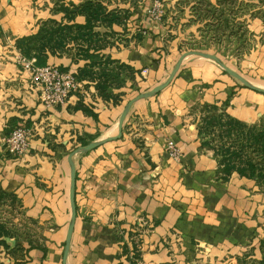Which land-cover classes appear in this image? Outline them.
Returning a JSON list of instances; mask_svg holds the SVG:
<instances>
[{"label":"crops","instance_id":"crops-1","mask_svg":"<svg viewBox=\"0 0 264 264\" xmlns=\"http://www.w3.org/2000/svg\"><path fill=\"white\" fill-rule=\"evenodd\" d=\"M57 1L83 0H0V185L21 199L37 223L32 239L5 238L9 253L0 264H63L70 168L67 158L56 159L54 143L69 148L80 145V138L117 135L127 102L165 81L179 59L178 44L167 40L140 2L125 25L113 26L116 36L101 51L115 67H131L119 69L112 87L118 102L102 99L97 80L86 78L81 81L87 94L74 93L67 103L48 107L18 59L17 42L37 33L44 21L63 18L54 8ZM142 28L146 34L138 39ZM88 62L49 54L35 64L78 74ZM80 101L97 116L78 109ZM198 103L215 104L247 123L264 114V93L238 85L204 57L186 58L170 85L132 105L121 138L75 157L77 217L67 264H211L227 253L261 252L264 185L238 173L229 180L218 175L213 150L202 147L200 115L193 112ZM20 124L33 133L27 153L13 159L3 143ZM168 140L178 145L180 162L169 156ZM249 237L250 245L239 244Z\"/></svg>","mask_w":264,"mask_h":264},{"label":"rangeland","instance_id":"rangeland-1","mask_svg":"<svg viewBox=\"0 0 264 264\" xmlns=\"http://www.w3.org/2000/svg\"><path fill=\"white\" fill-rule=\"evenodd\" d=\"M98 1L103 2L104 5L108 6L110 9L120 7L130 8L132 10L133 7L136 9L140 2L141 4H146V16L149 19L158 21L162 25L166 30L165 37L167 40H175L178 44L177 49L179 51V57L189 50H200L215 54L229 67L246 77L253 84L264 87V0ZM58 3L59 1L56 2L54 6L55 9L58 7ZM218 18H220L219 22L218 20H214ZM191 57L198 58L202 56L191 55ZM206 59L211 61V63L222 71L223 74L229 75L216 61L208 58ZM229 76L234 79L238 85L246 87L235 77ZM204 104L205 103H198L193 107L195 110L193 111L194 114L200 115V123L202 124H204V121L201 119L203 113L206 116L219 113L209 109V107ZM262 117H264V114L260 119H262ZM260 119L254 123L246 122L245 131L247 134L244 135V137L239 135L240 137L237 139L238 141L236 143H238V146H241L240 143L242 141L243 144L246 145L245 148H242L245 160L248 158H253L255 160L262 159L260 155H257L255 151L256 148H251L249 146V143H254V136L251 135V133H256L257 129H261L264 124V121ZM255 124H258V126L254 127ZM215 130L216 132L214 135H218L221 131L218 127H216ZM210 137H213V134H211ZM217 138L219 140V137ZM230 141H234V137L232 140H229V142ZM54 144L56 149L60 151L59 154L57 153L55 155L57 160H59V158L66 160L71 151L82 146V144H73L69 146V148H66V145L62 143L55 142ZM216 144L220 145V142L217 141L214 145ZM3 149L7 151L13 159L19 158V156L27 153L25 152L22 155L11 154L7 150L5 143H3ZM220 158L219 156H214L217 164ZM70 173L71 169H67L68 176ZM218 175L220 176V173H218ZM1 189L2 187L0 185V226L8 227L16 239H32L37 229V223L28 217L21 199L14 192L6 190L1 192ZM263 216L264 214H261V217ZM7 238L10 239L13 237ZM251 241L253 240L249 237V239H244V241L239 244L243 246L250 245ZM260 245L261 252L255 253L251 249L241 254L227 253L218 259H213L211 264H254L263 258L264 238L261 239ZM6 248H8V244L6 242H0V257L9 253ZM199 262V264H203L202 261ZM204 262L205 264L208 263V261ZM131 263H133V261H131Z\"/></svg>","mask_w":264,"mask_h":264},{"label":"trees","instance_id":"trees-1","mask_svg":"<svg viewBox=\"0 0 264 264\" xmlns=\"http://www.w3.org/2000/svg\"><path fill=\"white\" fill-rule=\"evenodd\" d=\"M55 10L57 13H63V18L60 21L50 18L42 23L37 33L20 38L17 46L21 54L28 59L36 58L37 64L46 62L49 54H68L76 61L88 60V64L79 70L78 79L97 80L98 95L104 100L118 102V96L112 87L119 80V69L131 70V67L125 64H116L117 67H115V61L103 55L101 51L112 43L110 38L116 36L113 26L125 25L133 15V11L130 8L120 7L110 9L98 0H83L69 5L60 3ZM79 15L85 17L84 23L76 22V17ZM214 20L219 22L220 18ZM98 27L108 30L98 31ZM142 36V33L136 34L138 39ZM204 105L219 112L210 116L203 113L201 119L204 124L199 120L198 129L202 138V147L213 150L215 157H221L218 163L220 177L228 180L232 174L238 173L242 177L254 179L260 185H264V124L261 129H257L256 133H251L254 136V143H249L251 148H256L257 155H260L262 159L245 160L242 148L246 145L242 141L241 146H238L236 142L240 136L244 137L247 134L246 122L230 116L215 104L205 103ZM77 108L97 116L90 105L83 101L79 102ZM260 120L264 121V117ZM257 126L258 124L254 125V127ZM216 127L221 129L218 135H214ZM211 134L213 137H210ZM233 137L234 141L229 142ZM79 141L82 145L89 143V140L85 138H80ZM217 141L220 145H214ZM4 191L1 189V192ZM13 235L8 227L0 226V242H6L5 238L14 237ZM254 264H264V254L263 258Z\"/></svg>","mask_w":264,"mask_h":264},{"label":"built area","instance_id":"built-area-1","mask_svg":"<svg viewBox=\"0 0 264 264\" xmlns=\"http://www.w3.org/2000/svg\"><path fill=\"white\" fill-rule=\"evenodd\" d=\"M146 34V30H140ZM23 64L25 70L29 71L39 92L40 100L48 107L63 105L68 102L70 96L74 93L84 92L85 86L78 79V74L75 71L61 70L55 65L37 66L36 58L28 59L22 54L18 57ZM32 130L24 124L15 125L11 133L4 139L7 150L15 155H22L30 148ZM167 150L169 156L177 162L181 161V151L178 145L173 140H168ZM141 223L146 226V219H141ZM127 264H146L143 261L137 260L135 263L128 262Z\"/></svg>","mask_w":264,"mask_h":264},{"label":"water","instance_id":"water-1","mask_svg":"<svg viewBox=\"0 0 264 264\" xmlns=\"http://www.w3.org/2000/svg\"><path fill=\"white\" fill-rule=\"evenodd\" d=\"M191 55H199V56H202L204 58H208V59H212V60L216 61L229 75L238 79L243 85H245L246 87H249L253 90L264 93V87L253 84L246 77H244L243 75H241L240 73H238L237 71H235L234 69L229 67L226 63H224L217 55L212 54V53H208V52H204V51H200V50H189V51L184 52L179 57V59L177 60L174 68L171 70V72L169 73V76L167 77V79L165 81L156 85L155 87H153L150 90H147V91H144V92L137 94L135 97H133L132 99H130L127 102V104H126V106H125V108H124V110L120 116L119 122H118V134L117 135L112 136V137H104V138H99L97 140H93L86 145H82V146L77 147L76 149H74L73 151H71L69 153L67 159H68V163H69V166L71 169V173H70L71 218L69 221L68 232H67V237H66V242H65L64 254H63V264H67V258H68V254H69V250H70V244H71L72 235H73L74 226H75L76 217H77L75 157L79 154L89 152V151L99 147L100 145H102V144H104L110 140H115V139L121 138L122 133H123L124 121H125L126 116L129 114L132 105L140 99L149 98V97H153V96L157 95L163 89H165L168 85H170V83L173 81V79L176 77L178 71L180 70L183 61L188 56H191Z\"/></svg>","mask_w":264,"mask_h":264}]
</instances>
